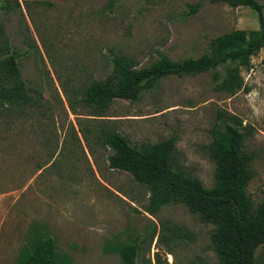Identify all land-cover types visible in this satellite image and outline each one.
<instances>
[{"label":"rangeland","instance_id":"1","mask_svg":"<svg viewBox=\"0 0 264 264\" xmlns=\"http://www.w3.org/2000/svg\"><path fill=\"white\" fill-rule=\"evenodd\" d=\"M18 1L0 8V57L19 53L30 100L14 109L0 105V264H25L44 232L55 241L56 264H121L120 247L139 236L138 264H155V252L160 264H216L214 226L183 203L147 213L148 189L109 167L111 150L96 134L104 122L133 146L174 136L176 161L211 187V129L235 115L251 127L242 148L252 156L247 194L256 206L264 198V50L241 67L245 88L233 94L217 89L210 71L162 78L137 101H113L105 116L90 115L79 99L112 72L114 56L131 57L137 68L160 56L197 58L219 34L257 29L255 11L240 1ZM81 127L91 129L86 137ZM160 220L182 236L150 243ZM257 264H264L262 249Z\"/></svg>","mask_w":264,"mask_h":264},{"label":"trees","instance_id":"2","mask_svg":"<svg viewBox=\"0 0 264 264\" xmlns=\"http://www.w3.org/2000/svg\"><path fill=\"white\" fill-rule=\"evenodd\" d=\"M210 1L227 4L240 1L255 11L259 27L234 29L215 36L209 42L208 51L197 58L174 61L160 56L149 65L137 68L131 57L114 56L112 72L104 79L92 81L79 99L90 115L105 116L108 106L117 99L137 101L143 91L152 89L159 80L170 75L211 71L217 89L233 94L243 88L241 67L249 66L251 57L264 50L263 5L258 0ZM0 2L2 10L12 9L11 0ZM15 3L20 6L18 0ZM197 8L198 5L191 6L190 12ZM18 57L19 53L0 57V105L13 109L30 100L16 64ZM219 67H223V74L218 72ZM69 104L72 108V102ZM244 128L242 120L232 114L223 115L212 127L208 144L209 157L214 164L211 187H205L176 161L174 136L133 146L124 135L104 122L96 136L111 150L107 156L109 167L130 173L148 189V201L144 206L147 213L156 215L163 206L183 203L204 222L214 226L209 241L216 264H257L258 251L262 249L264 253V198L254 206L247 194L252 156L243 150L242 144L251 127ZM80 131L86 137L91 129L81 127ZM159 224V230L154 227L150 231V243L156 237L157 243L166 245L182 236L176 224L168 220H160ZM140 241L139 236L120 247L121 264H138ZM55 259V241L44 232L25 264H56ZM153 259L155 264H160L158 252ZM149 263L152 264L151 260Z\"/></svg>","mask_w":264,"mask_h":264}]
</instances>
